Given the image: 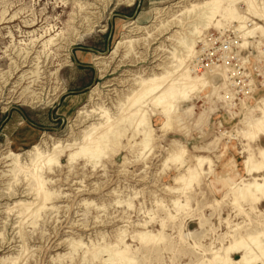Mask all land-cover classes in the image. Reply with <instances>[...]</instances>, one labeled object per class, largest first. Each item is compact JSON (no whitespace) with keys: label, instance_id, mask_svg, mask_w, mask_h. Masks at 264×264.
Instances as JSON below:
<instances>
[{"label":"rangeland","instance_id":"obj_1","mask_svg":"<svg viewBox=\"0 0 264 264\" xmlns=\"http://www.w3.org/2000/svg\"><path fill=\"white\" fill-rule=\"evenodd\" d=\"M206 1L0 0V264H264V33L243 37L264 21L218 0L200 30ZM38 143L58 164L25 218L37 183L9 154Z\"/></svg>","mask_w":264,"mask_h":264},{"label":"bare ground","instance_id":"obj_2","mask_svg":"<svg viewBox=\"0 0 264 264\" xmlns=\"http://www.w3.org/2000/svg\"><path fill=\"white\" fill-rule=\"evenodd\" d=\"M245 7H246V11L259 17L261 20L264 21V5L257 2L256 0H241ZM261 2V1H260ZM218 0H208L206 1L203 5H202V10L200 11V13H198L200 15V21H199V25H200V30H206L208 29V27L213 24L215 22V24L213 25L214 27L219 26V22L215 21L217 14L219 13V5H218ZM82 6L79 5V8H81ZM194 7V6H193ZM196 7V6H195ZM193 10V9H192ZM227 18L231 19V20H235L238 25L235 26V28L237 29L236 31H241L243 28L244 20L245 18L242 16H236L234 14H232L231 12L228 13L227 11ZM194 23V22H193ZM132 24H128V26H131ZM197 25V24H196ZM253 27L247 32L243 34L245 36H247L249 33L252 32H260V33H264V28L257 24V23H253ZM249 27V26H248ZM245 28V27H244ZM199 28L196 26L195 30L200 32V30H198ZM234 30V29H233ZM245 31V30H244ZM243 33V31H242ZM241 33V34H242ZM242 36V35H240ZM246 38V37H245ZM243 39V38H242ZM244 40V39H243ZM44 43V42H43ZM53 40L52 38H48L43 45L44 48H46L48 45L52 44ZM120 44V41L117 43L115 49L112 50L111 55L116 51V48L118 47V45ZM121 45V44H120ZM194 53L193 52V46L192 44L188 43V55L185 58H180L177 59L179 60V64L180 67L176 70L177 74L175 76V78H179V80L181 81L180 86H182L183 88L187 85L188 83V90H192V91H198V89H196L195 87L197 86L196 84L199 82V85H201V87L207 86V82L204 78H201V76H198L197 78H199L198 80H192V78H190L188 76V67L187 65L184 64V62L186 61V58H188V62L194 58ZM115 54V53H114ZM20 55V54H19ZM185 60V61H184ZM26 63H28L27 61V57L24 58V60L21 62V67L19 65H17L15 67L16 71L18 69H22L25 68L27 66H23ZM189 65V63H187ZM27 65V64H26ZM38 68L37 65L35 67V71L31 72L30 75L32 78H37L38 77ZM191 70V69H190ZM21 71V70H20ZM19 71V72H20ZM218 71V70H217ZM192 72V71H191ZM12 76V75H11ZM170 74H168V79H169ZM22 79H24V77H21ZM171 79V78H170ZM204 79V80H203ZM160 79H154L151 82V86L148 87H144L142 88V92H151L152 94V102L154 104L156 103H164L166 105L170 104V101H167V99L173 100V94H169L168 98H166L165 94L163 93H157L155 90H160L161 89V85H159ZM172 84V83H170ZM154 85L158 86V89L153 88ZM163 88V87H162ZM190 92V91H189ZM138 93V92H137ZM91 95H94V91H91ZM90 95V96H91ZM182 96V95H181ZM185 96V95H184ZM33 97V96H32ZM35 97V96H34ZM172 110V109H171ZM137 114L140 116L139 118H144V111L143 109H137L136 110ZM264 114V111H263ZM106 115V114H105ZM141 122H139L140 124ZM138 124V125H139ZM260 124V123H259ZM136 125V124H135ZM255 126V125H254ZM137 127V125H136ZM140 127V126H139ZM253 136V135H252ZM40 143L33 145L29 150H27L26 152H24L23 154H16V153H11L9 154V157H11L12 159V163L14 165H19L21 167L22 170H27V169H32L34 171L33 175H29L28 177L31 179H34V181L37 183V189H36V194H37V200L38 202L34 205V209L32 210H23L24 208L21 209V211L23 212V214H25V218L28 217L29 215H35V217H39L38 216V212L41 209H44V202L47 200L48 198V193L43 189V186L45 184V181L43 179V175L45 173L46 170H51V168L53 167V165H57L58 164V153H57V149L59 148L58 143L57 144H53L52 145V150L50 151H46V150H41V148L39 147ZM42 145V144H41ZM141 145V144H140ZM145 151V150H144ZM148 151V150H147ZM24 155H34L35 157L33 158V160H28L26 162H23V156ZM58 167V166H57ZM3 174V173H2ZM25 180V179H24ZM180 180V179H179ZM31 181V180H30ZM58 188V187H57ZM254 188L257 191H260L261 189V185L259 184H255ZM263 189V188H262ZM262 191V190H261ZM33 199V198H32ZM24 245V244H23ZM257 254V253H256ZM249 257V256H248ZM248 257H243L242 258V262L244 263H248L247 259Z\"/></svg>","mask_w":264,"mask_h":264},{"label":"built area","instance_id":"obj_3","mask_svg":"<svg viewBox=\"0 0 264 264\" xmlns=\"http://www.w3.org/2000/svg\"><path fill=\"white\" fill-rule=\"evenodd\" d=\"M206 46V45H205ZM203 49V48H202ZM223 52L225 53V51L223 50ZM213 63H211V65H212Z\"/></svg>","mask_w":264,"mask_h":264}]
</instances>
